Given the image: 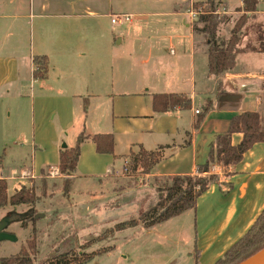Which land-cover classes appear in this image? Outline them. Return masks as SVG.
Returning a JSON list of instances; mask_svg holds the SVG:
<instances>
[{
    "label": "crops",
    "instance_id": "1",
    "mask_svg": "<svg viewBox=\"0 0 264 264\" xmlns=\"http://www.w3.org/2000/svg\"><path fill=\"white\" fill-rule=\"evenodd\" d=\"M203 1L179 0L172 6L170 0H0V106L8 110V133L16 136L2 153L0 177L7 182L12 171L36 177L58 169L61 144L74 148L80 134L88 138L79 145L75 178H120L129 155L140 149L161 155L147 178L193 175L233 116L256 112L264 117V0H258L253 14L242 11L243 0H214L217 15L247 19L234 68L218 77L209 75L206 39L194 33L187 15L189 4ZM117 15L130 20L112 24ZM18 19L24 22H8ZM229 32L219 30L218 40L226 43ZM28 36L29 58L22 56ZM34 57L47 60L43 80L33 78ZM109 62L116 68L113 82ZM156 94L185 96L191 106L155 113ZM207 100L212 108L205 113ZM29 129L32 138L38 129V141L48 143L31 144L34 162L27 158L28 145H19ZM99 134L113 136L112 155L96 153L91 137ZM241 140L235 133L231 145ZM209 173L219 180L196 200L194 210L147 230L136 227L155 239L159 251L170 254L180 245L164 228L185 216L183 223L193 225V239L186 243L194 247L192 255L188 252L193 264H215L263 211L264 142L238 164L213 165Z\"/></svg>",
    "mask_w": 264,
    "mask_h": 264
},
{
    "label": "rangeland",
    "instance_id": "2",
    "mask_svg": "<svg viewBox=\"0 0 264 264\" xmlns=\"http://www.w3.org/2000/svg\"><path fill=\"white\" fill-rule=\"evenodd\" d=\"M170 1L173 4L172 6H176L175 4L179 2V0ZM191 5L192 3L189 4V8ZM195 8L199 7L196 6ZM22 13L23 11L20 9L16 14L21 16ZM218 16L222 22L218 26L217 32L225 28L227 33L230 29L229 40L231 31L241 25L242 16H231V18H223L219 14ZM198 17L193 19V25L197 23ZM0 22H3V20H0ZM8 22H15L19 25L24 20H8ZM223 23L226 26L223 27ZM221 33L220 35H222ZM241 34L242 32L238 36ZM216 37L218 38L217 34ZM27 38L26 51L23 52L22 56L26 53L29 58L28 43L30 36ZM28 63L27 59V65ZM108 66L109 72L111 66H113L112 72L109 74V81L113 82L116 79V68L110 62ZM26 71L28 72V68ZM11 112L12 120H14L15 112L14 110H11ZM108 112L113 111L109 109ZM7 113L8 110L0 106L1 162H3L2 153L4 149L12 147V141L16 137H11L8 133ZM36 116L37 109L34 111V117L36 118ZM38 133L37 129L36 137L32 138L29 129L25 137V143L19 144L28 145L26 147L28 148V159L33 158L31 156L32 145L37 144L36 147L38 148V144H48L38 141ZM63 146L64 143L61 144V147ZM138 153L139 151H136L129 155L125 164L126 169L123 170L120 178L111 175L91 177L82 176L81 174H76L75 178L73 174L63 175L60 171L56 176L50 177V169H45L41 174L36 175L33 179L28 178L27 181L8 180L6 182L7 194L13 195L21 188L31 189L35 202L31 206L11 207L6 205L0 209V224L3 223L6 217H11L12 221L8 223L6 232L14 235L17 239L16 242L4 241L0 243V258L15 256L24 247L30 251L32 264H46L55 255L62 253H69L70 256L74 257L75 255L94 254L115 247L118 248L117 251L115 249L112 252L96 256L86 264H193L194 260L191 255L194 247L192 243L186 246V243L193 239V225L191 220H187L185 224L183 223L185 216L170 222L164 228L165 232L171 235L169 239H178L181 242L177 249L172 250L170 254L159 251L154 244L155 239L148 237L146 234H140L138 232L139 228L110 232L121 222L138 219L145 210L156 203L158 199L156 190L163 189L164 177L147 178L140 168L131 169L130 159ZM155 153L160 155L159 152ZM6 162L7 160L3 164L5 171L7 170L4 166L7 164ZM36 162L39 163V160L37 159ZM34 168L38 169L40 167L34 166ZM36 169H33L35 174L40 172ZM193 176L201 178L207 175L201 176L195 173ZM4 180L6 181V179ZM30 243L34 248L33 251L30 250ZM171 256L172 259L170 260ZM123 257H126L128 261L123 262Z\"/></svg>",
    "mask_w": 264,
    "mask_h": 264
},
{
    "label": "trees",
    "instance_id": "3",
    "mask_svg": "<svg viewBox=\"0 0 264 264\" xmlns=\"http://www.w3.org/2000/svg\"><path fill=\"white\" fill-rule=\"evenodd\" d=\"M258 0H243L242 11L253 14L256 11ZM194 7H202L204 14L199 15L198 21L193 25L195 34H201L206 39L208 73L210 76L218 77L234 68L235 57L238 53L240 42L239 33L247 21L245 15L241 17V25L231 31L230 39L222 43L216 37L218 26L221 24L216 14L214 0H204L193 3ZM33 78L43 80L47 76L48 63L45 57H34ZM220 95V85L216 96ZM191 102L188 98L177 94H156L152 97V110L155 113H165L177 108L189 109ZM212 108V101L207 100L205 113ZM235 133L242 134V140L237 146L231 145V136ZM88 137L80 134L76 140V146L64 149L59 155L58 168L61 174L71 175L75 172L79 158V145ZM97 154L112 155L114 149V138L110 134H99L91 137ZM264 142V117L256 112H244L233 116L228 123L227 130L218 135L212 145L207 161L198 166L196 174L206 177L197 178L193 175L165 177L163 189H157L158 199L154 205L145 210L138 219L121 222L117 224L111 233L121 232L126 229L142 227L145 230L162 224L187 211L194 210L196 200L209 188L218 182V177L210 174L213 165L224 167L238 164L244 154L255 144ZM160 155L155 152L139 150L137 155L130 159L132 170L140 168L143 173L148 174L152 166L158 163ZM129 164V163H128ZM129 167V168H130ZM35 197L31 189L21 188L11 197L7 195V183L0 179V209L6 205L17 207L20 205L31 206ZM32 243L29 244V246ZM264 249V209L258 216L249 231L233 245L224 256L215 264H241L256 253ZM30 250L34 248L31 245ZM112 249L102 250L89 255L70 256L69 253L55 255L46 264H86L94 257L110 252ZM0 264H32L30 251L21 248L20 252L11 257L0 258Z\"/></svg>",
    "mask_w": 264,
    "mask_h": 264
},
{
    "label": "built area",
    "instance_id": "4",
    "mask_svg": "<svg viewBox=\"0 0 264 264\" xmlns=\"http://www.w3.org/2000/svg\"><path fill=\"white\" fill-rule=\"evenodd\" d=\"M204 10L202 7H199V8H195L193 6V4L190 6V8L188 9L187 11V15L188 17L193 20L195 19L197 16L199 15H202L204 14ZM217 14V13H216ZM130 20V17L127 16V15H121V16H112L111 17V23L112 24H115L117 22H122V23H126ZM196 113H198V111H196ZM126 164V163H125ZM126 169V166L124 168V170ZM59 173V169L57 168H51L50 169V172H49V175L50 177H54L56 176L57 174ZM2 177H0L1 179ZM28 178H35V176L31 173V172H28V171H12L8 177V179L10 180H23V181H27Z\"/></svg>",
    "mask_w": 264,
    "mask_h": 264
},
{
    "label": "water",
    "instance_id": "5",
    "mask_svg": "<svg viewBox=\"0 0 264 264\" xmlns=\"http://www.w3.org/2000/svg\"><path fill=\"white\" fill-rule=\"evenodd\" d=\"M63 148L65 149L66 146L64 145ZM10 218L4 219L3 223L0 224V241H10V242L17 241L14 235L5 232L8 223L12 221V219ZM241 264H264V249L256 253L255 255H253L252 257H250Z\"/></svg>",
    "mask_w": 264,
    "mask_h": 264
}]
</instances>
